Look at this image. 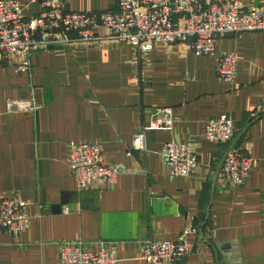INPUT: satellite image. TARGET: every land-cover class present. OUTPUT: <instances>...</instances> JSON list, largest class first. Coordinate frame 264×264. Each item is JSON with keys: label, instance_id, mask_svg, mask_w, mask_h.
Here are the masks:
<instances>
[{"label": "crops", "instance_id": "crops-1", "mask_svg": "<svg viewBox=\"0 0 264 264\" xmlns=\"http://www.w3.org/2000/svg\"><path fill=\"white\" fill-rule=\"evenodd\" d=\"M15 1L24 18L48 10L45 0ZM116 5L63 0L57 12ZM95 35L31 49L28 70L19 54L0 59V200L19 193L30 216L20 234L0 227V264H59L64 243L91 251L110 243L117 264H146L142 242L175 239L185 225L198 232L173 264H264V30L220 35L209 57L186 43L139 53L104 27ZM223 54L236 58L231 83L216 75ZM222 114L232 119L233 138L210 141L205 121ZM163 119L170 126L146 134L147 151L127 156L134 134ZM168 141L191 144L199 159L193 175H167L159 150ZM72 142L98 143L104 160L126 172L114 185L79 190L68 166ZM232 147L253 161L235 187L217 179Z\"/></svg>", "mask_w": 264, "mask_h": 264}, {"label": "built area", "instance_id": "built-area-1", "mask_svg": "<svg viewBox=\"0 0 264 264\" xmlns=\"http://www.w3.org/2000/svg\"><path fill=\"white\" fill-rule=\"evenodd\" d=\"M48 10L24 18L15 0H0V59L19 54L21 70H28V55L35 47L89 43L95 29L104 27L139 53L153 50L158 43H186L195 56H212L220 35L264 30V7L242 9L238 0H117L109 11L57 12L63 0H45ZM252 2L264 0H251ZM236 58L223 54L216 68L217 77L231 83L235 78ZM21 108L20 103H15ZM168 119L154 120L134 134L126 152H146V134L169 128ZM233 122L227 114L205 121L204 136L213 142L227 143L233 138ZM170 177H188L195 173L199 159L190 143L168 141L159 150ZM253 161L237 147L230 148L217 172V179L228 186H240L247 179ZM68 166L79 190L102 189L114 185L126 169L108 164L101 146L95 142H72L68 147ZM69 211L63 206V213ZM30 223L27 204L17 192L0 200V227L11 233L24 232ZM197 228L185 225L175 239L142 242L140 259L146 264H173L188 254V236ZM59 264H117L113 244H101L97 250H84L64 243L58 252Z\"/></svg>", "mask_w": 264, "mask_h": 264}]
</instances>
